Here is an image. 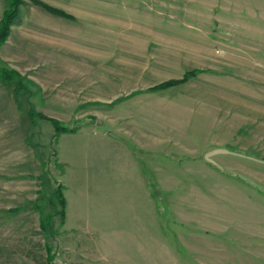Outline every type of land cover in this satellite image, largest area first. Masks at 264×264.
Segmentation results:
<instances>
[{
	"label": "rangeland",
	"instance_id": "obj_1",
	"mask_svg": "<svg viewBox=\"0 0 264 264\" xmlns=\"http://www.w3.org/2000/svg\"><path fill=\"white\" fill-rule=\"evenodd\" d=\"M36 1L72 19L0 57V264H264V0H95L89 38ZM93 146L147 182L77 183Z\"/></svg>",
	"mask_w": 264,
	"mask_h": 264
},
{
	"label": "crops",
	"instance_id": "obj_2",
	"mask_svg": "<svg viewBox=\"0 0 264 264\" xmlns=\"http://www.w3.org/2000/svg\"><path fill=\"white\" fill-rule=\"evenodd\" d=\"M44 1L48 2L49 4H50V1L52 3V0H48V1L44 0ZM66 1H68V0H66ZM69 1H72V0H69ZM78 2L82 3V6L84 7L83 10H85L83 12L86 13V14H84L83 12H81V13H79V15H81L80 16L81 19H84V20H81L80 22H83L85 25L89 26V27H87V29H85V27L83 28V32H85L87 34L86 35L87 38H89L90 36L88 34V31H89L90 27L91 26L94 27V25H93L94 23L105 24V19L103 17V19H97L96 20L95 15H94V12L96 11L95 0H79ZM104 2H106V1H104ZM104 2L102 3L103 6L98 8L99 10L97 11V13L100 11L103 15L108 14V16H110L111 7H109V4L108 5L106 4V6H105ZM126 2H127L126 0H120V2L118 1V8L121 6V7H124L127 11L126 16L120 15L119 13H118V16H119V19H122L123 21L128 22V20H131L130 16L132 14V11H130L126 8ZM60 4L58 5V2H56L54 4L52 3V6L58 8V10H60L64 13L68 14V11L65 7L66 4L65 3L63 4V2H61ZM7 6H8V2L6 0H0V16H1L2 12L7 8ZM23 6L24 5L19 7L18 15L14 19L13 24L10 26V33L8 35V38L5 41V43L2 44V46L0 47V57H2V58L5 55L10 56V55H12V53H14L15 55H18L17 53H18V51H20V49L15 47L16 46L15 42H17L20 39H26L27 34L31 33V31H34V30L40 31L42 29L47 30L46 27L45 28L43 27L44 24L46 23V21L52 20L55 24L56 23L60 24V21H62V19H64L62 17H56V16L54 17L53 15L48 14L40 6H38V7L41 11L39 9H34L35 7H31L32 9L30 8V10H27V16H23V13H22V12H24ZM103 9H104V11H103ZM39 11L43 15H40V14L36 15V13H38ZM69 21H72V20H69ZM155 130L157 133V128ZM143 131H147V136L149 134H150V136H153V130L152 129H148L145 127L143 129ZM88 135L90 137L89 139L92 138L93 144H94L97 141L98 133H94V134L88 133ZM103 140H105V139H103ZM149 142L151 143V147L148 146V149L146 152L150 151L152 153L153 152L152 138H150ZM90 148H92V151L87 153V156L84 155L83 152H80V151L78 152V149H76L74 152V153H76V155L77 154L81 155V159L78 161L79 169H81V172H80V177H79L77 183L89 181L90 179L97 180V179H105L106 177L109 178V177H118V176L119 177L123 176V178H125V179H126V177H130L131 178L130 182H136V179L139 176H135L136 175L135 171H133L135 164H132V163L129 164L127 162L122 163L121 165L118 164V167L115 168L116 169L115 171H112V172L107 171L106 172V171L102 170L101 163L107 155H105V153L103 151H99L98 148L95 146L90 147ZM143 150H145V149H143ZM124 152H127L126 149L124 150ZM146 159H147V166H150L151 168H153V166L151 165L152 162H151V164L148 163V155L146 156ZM129 161H130V159H129ZM131 161H133V160H131ZM147 172L148 171H145V172L143 171L144 174H142L143 176H145L144 177L145 179L147 178V175H148ZM117 173H119V174H117ZM142 175H140V177ZM141 178H143V177H141ZM141 178H140V181L143 180ZM142 182L146 183L147 180H143Z\"/></svg>",
	"mask_w": 264,
	"mask_h": 264
},
{
	"label": "trees",
	"instance_id": "obj_3",
	"mask_svg": "<svg viewBox=\"0 0 264 264\" xmlns=\"http://www.w3.org/2000/svg\"><path fill=\"white\" fill-rule=\"evenodd\" d=\"M8 1V9L3 13L2 16V20L0 23V45L2 42H4V40L6 39V37L8 36V32H9V27L13 21V19L16 17L17 12H18V7L23 3V0H7ZM32 1L34 4L41 6L42 8H44L45 10L60 16V17H64L67 19H72L71 16H69L68 14L59 11L57 9H53L52 7H49L46 4H43L41 2H38L36 0H30ZM195 72L194 71H190L184 74V76L179 79V80H170V81H166L160 85L155 86L154 88H166V87H171L177 84H181L183 82H185L188 78H190L191 76H194ZM14 78H19V75L14 72L11 71L9 69H4L1 73V78L4 81H12ZM51 125L55 131L56 136L59 134H66V133H75L78 130V127H73L71 129H67L64 126L60 125L57 121L52 120L50 121ZM56 197L58 199V201L60 202L61 205H64V200H63V196L60 193L56 194ZM48 264H53V257L52 255L48 256Z\"/></svg>",
	"mask_w": 264,
	"mask_h": 264
},
{
	"label": "built area",
	"instance_id": "obj_4",
	"mask_svg": "<svg viewBox=\"0 0 264 264\" xmlns=\"http://www.w3.org/2000/svg\"><path fill=\"white\" fill-rule=\"evenodd\" d=\"M54 264H63V263H59V262H57V261H54Z\"/></svg>",
	"mask_w": 264,
	"mask_h": 264
}]
</instances>
